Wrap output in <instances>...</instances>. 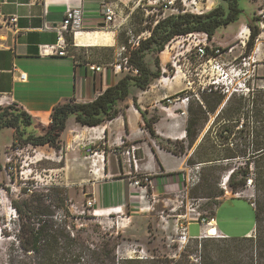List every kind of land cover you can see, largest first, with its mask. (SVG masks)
Masks as SVG:
<instances>
[{"label":"crops","instance_id":"crops-1","mask_svg":"<svg viewBox=\"0 0 264 264\" xmlns=\"http://www.w3.org/2000/svg\"><path fill=\"white\" fill-rule=\"evenodd\" d=\"M104 2L108 0H0V105L16 103L31 115L36 127H47L56 104L70 98L78 102L92 101L105 88L115 84L123 76L119 71L105 66L102 72L91 71L88 68L91 62L77 60L68 53L66 40V37H72L76 48L92 46L80 43L86 36L95 41L106 38L100 35V31L110 32L111 41L100 40L97 45L104 42L116 46L117 54V47H120L116 43L118 29L104 22ZM220 2L217 0L216 4ZM67 8L81 9L82 22L74 32L59 33ZM12 17L16 20L11 21ZM46 25L49 29L45 28ZM243 26L247 27V24L239 27L234 35L236 38ZM93 31L94 34L86 33ZM59 36L66 40L64 55L55 53ZM159 57L163 66L161 55ZM171 80L168 84L154 80L145 90L132 87L130 95L118 102V115L100 125L85 126L73 117L68 118L60 136L59 149L49 145L36 146L46 153L54 150L64 156V165L56 169L72 168L78 164L75 169L79 171L78 181L75 184L86 185L87 195L96 199V212L115 208L116 212L126 213L128 220L137 216L135 218L143 224L139 229L141 233L147 232L145 225L151 221L155 231L166 237L170 233L166 228L168 220L161 223L151 212L137 211L131 177L151 173L156 202H168L184 184L187 155L174 154L159 143L161 140L185 142V117L180 113L169 115L163 109L164 97L183 88ZM152 113L156 114L154 135L145 126V119H149ZM9 129L13 135L14 130ZM88 148L97 153L89 154ZM132 148H135L133 152ZM79 164H85V167H79ZM214 220L219 234L227 236L219 229L216 218ZM174 225L176 228L182 226L179 217ZM134 226L133 222L131 228ZM254 230L255 226H251L241 235H251Z\"/></svg>","mask_w":264,"mask_h":264},{"label":"rangeland","instance_id":"rangeland-1","mask_svg":"<svg viewBox=\"0 0 264 264\" xmlns=\"http://www.w3.org/2000/svg\"><path fill=\"white\" fill-rule=\"evenodd\" d=\"M115 1V0H112ZM201 9L210 10L211 7L216 6L217 0H200ZM264 3L261 0H239L238 6L240 8V14L238 18L229 23L226 26H220L216 29L212 38L207 37V45L216 46V42L225 43L223 46L227 47L231 44H237L235 49L230 54H223L222 57H226L232 60V57H236L235 62H239L238 66L241 69L240 78H245L247 86L250 88L264 89V34L260 38V51L258 54L253 55L252 48L249 51L250 56H255L254 62L248 57L246 53L247 45L244 47L239 43V36L236 38L234 35L239 30L242 24H247L249 20L253 18L254 12L257 11L258 7H261ZM125 10L122 16L119 15L117 21H124L126 27L131 28L133 31H138L145 27V21H151V15L138 14L134 18H127L123 20ZM170 14V10L166 11V15ZM153 18V17H152ZM122 26V27H123ZM112 28V26H110ZM111 28H109V31ZM242 38L248 35V28L243 26ZM240 29V30H241ZM100 35H105L106 38H99L92 41L86 35L84 41L80 44H87L92 46L78 47L76 48L73 43V38L69 37L68 53L73 54L77 60L89 61L91 63L102 64L105 67H111L114 63L122 61L123 53L120 54V47L118 48L117 54H115V47L109 46L107 43H101L97 45L98 41H111V33L106 31ZM94 34L93 32H86ZM118 35L121 36V43L125 40L126 36L122 33L117 32L116 43L118 42ZM204 37V36H200ZM241 37V36H240ZM88 38V39H87ZM216 39L213 41V39ZM95 42L94 44H91ZM246 42V41H245ZM181 36L174 38L168 43V47L164 50L165 52L159 55L162 57L164 65L162 68H171V63L168 61L171 54H174L177 50H181ZM186 43V41H185ZM116 45V44H115ZM180 45V46H179ZM120 46V43H119ZM170 48L169 47H172ZM168 48V49H167ZM190 63L188 65L189 72L188 76L193 81L192 85L187 87L185 81L182 78L180 72L177 73L175 78L171 81H177L181 85V90L170 94L173 99L171 109L169 112L172 114L180 113L185 111L181 116L186 120L185 129L189 119V108L197 107L201 103L202 95L208 93V91L201 90L203 76L199 77L200 74L199 61L194 55L190 56ZM146 61L154 67V55H148ZM248 61L250 64L243 66L242 62ZM258 64H260V70L257 71ZM173 68V67H172ZM126 70L122 69L119 71L121 75H124ZM245 73V74H242ZM170 75L175 74V68L169 72ZM161 76V75H160ZM159 78L155 79L160 81ZM237 80L238 78L235 77ZM160 83H170V80ZM214 91V90H213ZM235 96V95H234ZM188 97V101L185 104L180 103L181 99ZM226 96L224 102L217 108L215 114L208 115L207 123L202 121L198 122L195 129L198 131V137L192 147L189 146V141L186 136L185 130V142H169L167 140H161L159 143L166 148L173 149L176 153L187 155V159L191 158V163H187V167L193 166L197 163H202V169L199 176V181L189 187L184 184L181 190L170 196V200L159 201L155 203L154 209L149 212L158 218V221L165 223L168 220V226L166 227L170 232L166 237L160 232L155 231L151 221L146 224V233H141L139 229H142V223L138 218L134 217L133 220H128L126 213H119L115 211V208L105 210L102 212L97 211L95 206L88 204L90 196L87 195L86 185L75 184L77 174L79 171L75 170L78 166L77 163L73 167L56 169L64 165V156L61 153L54 152L51 150L50 153H46L41 148L37 149L32 145H17L19 142H15L12 138L13 135L9 128L0 129V264H31L33 262V254L25 253L19 245V241L16 234L19 230V217L18 213L13 212L16 203L20 204L25 212L24 202L30 200L33 196L40 195L45 205L49 206L52 211V220L54 221V227H61L68 231L71 235L73 232L79 233L84 239L83 243L86 246H90L91 249L99 247L102 241V236L105 239L111 236V244L119 242L115 248V260L116 264H120V261L127 257H152L154 255H172L178 257L181 249L187 244L194 246L195 241L190 238L186 243L181 244L178 242V236L182 226H187V222H191L188 228V235L190 237H197L200 234V224L193 218H216V224L218 225L221 232H226L227 236H244L242 232L247 230L249 227L255 225V213L251 202L254 201L252 196L253 191L250 188L242 187L238 189V192H244L241 196H236L228 187V192L220 187V183L225 175L232 169L238 166L246 165L244 159L237 158L232 161H225L220 163L224 169L216 170L211 172L208 182L211 185L209 190H205L203 185L204 182L201 180L203 172H207V167L204 162H201L202 158L198 154H193L197 144L208 130L212 121L215 119L217 113H219L224 107L227 100ZM236 97H239L236 94ZM163 104L165 100L163 99ZM251 109V104L246 106L244 113L242 112L241 117L245 114L252 115V112H248ZM264 110V105L261 106ZM264 112V111H263ZM155 115V113H152ZM236 118L238 115L232 114L229 111H224L222 120ZM251 119L254 120L251 117ZM212 138L208 142H205V146L213 143L215 148L214 151H219L223 148V140L221 137L212 133ZM235 142V141H234ZM16 146H19L16 151ZM230 147L234 145L230 144ZM251 148V147H250ZM16 151V152H15ZM6 153L13 155V165L15 169L12 171H5L3 169L5 164ZM89 153V152H88ZM90 154V153H89ZM76 161V160H74ZM250 166V165H249ZM79 167H85V164ZM207 170V171H206ZM248 171H254L253 168L249 167ZM210 172V171H208ZM250 173V172H249ZM248 173V174H249ZM254 178V177H253ZM68 181V182H67ZM184 181V180H183ZM67 183V184H65ZM27 186L32 191L27 190ZM216 192L214 194H206ZM33 193V195H32ZM136 206V204H135ZM139 211V210H137ZM27 212V211H26ZM142 214V213H140ZM178 215L180 217V223L182 226L176 228L175 219ZM191 218V219H190ZM190 220V221H189ZM134 222L135 226L132 227ZM131 228L130 230H128ZM95 264V262H94Z\"/></svg>","mask_w":264,"mask_h":264},{"label":"trees","instance_id":"trees-1","mask_svg":"<svg viewBox=\"0 0 264 264\" xmlns=\"http://www.w3.org/2000/svg\"><path fill=\"white\" fill-rule=\"evenodd\" d=\"M220 1L202 14L171 13L160 18L155 24L151 16V21H145V27L138 31L126 26L121 27L118 31L126 38L121 43V36L118 35V42L120 46L125 47L123 56L127 57L129 69L115 84L105 88L92 101L78 102L75 98H70L56 104L52 108L47 127H36L31 115L16 103L0 105V129L12 128L13 139L20 145H49L59 149L60 136L66 128L68 118L73 117L76 122L85 126H97L115 118L120 111L118 102L130 95L132 87L145 90L160 77L162 66L159 53L164 51L172 39L192 32H203L208 38H212L218 27L226 26L238 18L241 11L239 0ZM138 14L145 15L142 10H137L130 18ZM247 26L250 35L246 42V53L249 54L258 29L253 18L248 21ZM143 32L148 34L141 36L136 43L133 42ZM66 40L69 41V37H66ZM148 55H154V67L146 61ZM238 96L233 93L227 97L225 107L217 113L193 154H198L202 158L201 162L208 165L207 170L210 172H203L201 179L205 190L210 189L208 179L211 172L224 169L220 163L237 158L244 159L246 163L229 173L227 184L233 193L245 187L249 167L254 169V232L244 236L197 237L193 238L195 245L184 246L178 257L166 254L152 257L135 256L122 259L120 264H264V110L261 109L264 105V89L256 88L250 90L247 95ZM225 98L226 95L210 90L202 95L201 103L196 108H189L190 116L185 130L190 147L198 137V131L195 129L197 123H207L208 115L215 114ZM249 104L251 109H248V112L251 111L252 115L247 113L241 117ZM224 111L238 116L222 120ZM253 116L254 120L251 119ZM155 120V115L145 119V126L153 135ZM213 131L223 140L224 146L219 151H214L213 143L204 145L211 140ZM230 144L234 147H230ZM166 149L182 155L169 147ZM191 158L187 159V163H191ZM214 193L216 192H206ZM24 208L27 212H24L18 203L14 207L20 221L16 237L23 251L33 254L31 264H116L114 252L119 242L111 244V236L105 239L103 235L99 247L91 249L90 246L84 245V239L79 233L73 232L71 235L64 228L54 227L53 213L40 195L26 200Z\"/></svg>","mask_w":264,"mask_h":264},{"label":"built area","instance_id":"built-area-1","mask_svg":"<svg viewBox=\"0 0 264 264\" xmlns=\"http://www.w3.org/2000/svg\"><path fill=\"white\" fill-rule=\"evenodd\" d=\"M208 2V0H205ZM200 0H115L111 2H104L103 4V17L104 22L108 26H112L115 29H120L124 25V21H117L119 15L122 16L123 11L125 10L123 20H127L130 18L131 14L137 10H142L145 15L152 14L153 16V23L155 24L160 18L166 16V11L170 10L171 13H180V12H191L196 14H202L208 10L201 9ZM254 24L258 29V34L255 37L254 45L252 48L253 55H256L260 51V38L264 34V4L261 7H258L257 11L253 15ZM16 18L12 17L11 21H15ZM82 22V11L79 8H67L65 10L64 18L62 19L61 27L59 29V33L62 31L74 32L75 29L81 25ZM46 29L49 27L46 25ZM248 28V35L244 36L246 39L242 38V29L238 32V36L240 38L239 43L241 46L244 47L245 43L248 41L250 35V29ZM148 32H143L138 35L133 42L136 41L141 37L147 35ZM204 36V37H200ZM241 36V37H240ZM180 37V36H179ZM207 35L203 32H192L186 35H181V50H177L174 54H171L168 61L171 63V66L175 68V74L170 75L169 72L173 71V68H162V73L160 76V81H167L171 80L172 78L176 77L177 73L180 72L182 74V78L185 81L187 87L191 86L193 81L189 78L188 73L189 68L188 65L190 63L191 55L197 57L199 61V69L200 74L197 73L199 77L203 76V81L201 82L202 89L205 91H218L223 95L230 96L233 93L247 95L250 88L247 86V82L245 78H240L241 69L238 67L240 65L239 62H235L236 57H232V60L228 58L222 57L223 54H230L235 49L237 44H231L227 47L223 45H216L211 46V48L207 45ZM173 40V39H172ZM171 40V41H172ZM186 41V43H185ZM246 41V42H245ZM66 40L59 36L58 40V47L55 51L58 55H64L66 52L65 48ZM180 46V45H179ZM168 47V44L166 45ZM165 47V48H166ZM173 48L172 47H169ZM168 49V48H167ZM125 51L124 46H120V54ZM248 57L252 59L254 62L255 56ZM248 61L242 62L243 66L249 65ZM114 71H121L122 69L128 70V63L127 57L123 56L122 61L119 63H114L111 65ZM88 68L97 73L102 72L104 69V65L90 63L88 64ZM245 74V73H242ZM24 75H21L23 77ZM235 77L238 79L236 80ZM174 98L170 95L165 96L164 100L166 104H163V109L169 114L172 115L170 111L171 104ZM188 97L181 99L180 103L185 104L188 101ZM185 111H182L181 114H184ZM242 123V120H241ZM241 124L239 127L241 128ZM21 146L20 144H17ZM19 146H16V151H18ZM135 148H132L131 151L133 152ZM15 151V152H16ZM90 154H96L97 152L93 148H88L87 150ZM130 153V151H127ZM13 155L10 153H6L5 156V164L3 169L5 171H12L15 169L13 165ZM134 164L136 166V159H133ZM203 164L197 163L193 166H189L186 169L184 174V185L189 187L199 181L200 172L202 169ZM229 171L227 175H225L220 183V187L225 191L228 192V177ZM254 173L250 171L247 175L245 187L252 189L254 197V183H253ZM131 185L135 189V200H136V208L139 211H150L154 209V203L157 200V195L155 194L154 190V180L152 178V174L149 172L140 173L131 177ZM28 191H32L29 186L26 187ZM1 191V189H0ZM244 192H236V196H241ZM96 199L94 197L89 198L88 204L90 206H94ZM254 206V201L251 202ZM15 214V209H13ZM183 215H178V217H182ZM191 219V218H190ZM196 222L200 224V237H223L222 234H209L206 230V227L214 220V217L205 218V217H198L193 218ZM190 221V220H189ZM191 222H187L188 224ZM187 226H182L180 230V234L178 236V242L181 244L186 243L191 237L188 235ZM180 228V227H179Z\"/></svg>","mask_w":264,"mask_h":264},{"label":"bare ground","instance_id":"bare-ground-1","mask_svg":"<svg viewBox=\"0 0 264 264\" xmlns=\"http://www.w3.org/2000/svg\"><path fill=\"white\" fill-rule=\"evenodd\" d=\"M91 38V37H90ZM206 230L208 231L207 233L209 234H219L216 226H215V220H213L207 227Z\"/></svg>","mask_w":264,"mask_h":264}]
</instances>
